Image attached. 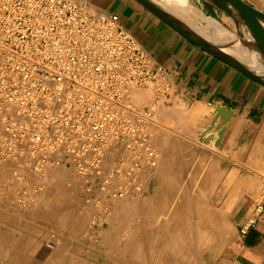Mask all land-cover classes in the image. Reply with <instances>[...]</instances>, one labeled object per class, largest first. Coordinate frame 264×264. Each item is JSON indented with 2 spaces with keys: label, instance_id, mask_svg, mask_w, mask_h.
I'll return each mask as SVG.
<instances>
[{
  "label": "built area",
  "instance_id": "built-area-1",
  "mask_svg": "<svg viewBox=\"0 0 264 264\" xmlns=\"http://www.w3.org/2000/svg\"><path fill=\"white\" fill-rule=\"evenodd\" d=\"M150 86L154 99L136 107L133 90ZM170 90L118 15L78 0H0V160L19 182L67 166L97 209L140 192L156 155L148 123Z\"/></svg>",
  "mask_w": 264,
  "mask_h": 264
},
{
  "label": "crops",
  "instance_id": "crops-1",
  "mask_svg": "<svg viewBox=\"0 0 264 264\" xmlns=\"http://www.w3.org/2000/svg\"><path fill=\"white\" fill-rule=\"evenodd\" d=\"M78 1L118 15L171 82L168 102L149 128L156 157L142 169L144 186L114 206L127 233L140 239L147 218L167 219L183 223L186 239L196 237L190 264H264V86L190 43L136 0ZM244 1L264 12V0ZM203 5L239 33L231 18ZM153 93L144 91L139 103ZM219 109L228 117L224 124ZM206 223L230 229L228 236L214 235L219 242L207 250Z\"/></svg>",
  "mask_w": 264,
  "mask_h": 264
},
{
  "label": "rangeland",
  "instance_id": "rangeland-1",
  "mask_svg": "<svg viewBox=\"0 0 264 264\" xmlns=\"http://www.w3.org/2000/svg\"><path fill=\"white\" fill-rule=\"evenodd\" d=\"M199 6L204 7L201 3H199ZM151 89L153 88L151 87ZM154 96L155 93H153L149 102H143L144 104L140 107L149 105ZM14 168L13 164L0 160V264L14 263L15 257L10 254L14 252L16 247H20L19 249L23 253L22 256H18L19 259H22L23 264H114L113 257L108 255L114 250L107 246L106 238L111 232V225L116 220L113 213L112 220L108 222V214L111 210L116 215L115 201L111 204L114 205L112 209H110L111 207L107 209L93 207L89 202V198L92 196L88 191L89 181L81 177H74L71 171H66L63 168H55L42 177L26 174L27 177L23 183L19 182L21 180L14 178L12 174ZM57 170L60 171V174L56 175L54 171ZM52 172L55 175H50ZM53 180L56 182H53ZM60 185L70 190V202H79L77 221L79 220L80 225H75L76 219H73V217H70L71 224H68L69 227L64 223H52L50 225L46 221L47 218L36 213L40 209L44 194L50 188L53 190L60 188ZM74 189H76V193ZM21 195L24 199L22 202L19 201ZM71 204L69 203V205ZM164 221H161V223L147 221L146 227H142L141 224L142 233L151 236L157 234L160 237L161 232L165 231L162 226ZM127 226L118 223L117 230L119 232L117 235L122 236L125 234L127 236V229H125ZM178 226L184 230L182 224H178ZM152 230L157 231V233L150 234ZM229 230L223 224L219 226L218 224L206 223V250L219 242V240L213 238L214 235L218 233L222 236H228ZM184 235L186 234L184 233ZM193 242L191 239H185L184 250L187 248L192 250ZM187 244H189V247L186 246ZM48 245H52V248H49Z\"/></svg>",
  "mask_w": 264,
  "mask_h": 264
},
{
  "label": "bare ground",
  "instance_id": "bare-ground-1",
  "mask_svg": "<svg viewBox=\"0 0 264 264\" xmlns=\"http://www.w3.org/2000/svg\"><path fill=\"white\" fill-rule=\"evenodd\" d=\"M152 1L160 5L161 7H164V9H166L174 17L179 18L186 24H189L190 26L194 27L198 31L199 35L204 40L210 43H213L221 48H224L225 50L235 51L237 56L242 58L243 60L247 59L248 50H249L248 46L246 44L244 45L243 43L236 41L234 39V34L231 31H229L224 24H222L220 21H218L211 15L206 14L203 11V7L199 6V3L203 5V3L200 0H152ZM150 89L151 87H145V88H135L133 90L131 94V98L136 107L141 108L140 106H142L147 101L149 102V100L147 99V101L145 100L146 102L143 101L144 103H139L140 100H143L146 98L145 97L146 94H143L144 91L146 90L150 91ZM160 108L162 107H158L155 110L154 117L148 123V127H147L148 133H149V127H151L155 123V113ZM150 142H151L153 149L155 150L151 135H150ZM155 153H156V150H155ZM154 160L148 164L152 165L154 163ZM7 162H9L11 165L13 164L10 161H7ZM149 165H146V166H149ZM56 168H63L66 171L69 170L71 171L72 174H74V177L75 176H77L78 178L81 177L77 175L75 172H73L71 169H69L67 166L66 167L60 166ZM53 169L55 168H52L49 171ZM49 171L46 174L50 173ZM54 172L56 175L60 174L58 170ZM54 172H52V174L50 175H55L53 174ZM81 178L86 179L84 177H81ZM55 180H53V182L57 181ZM74 192L76 193V189H74ZM140 192H137V193H140ZM90 194L95 195L94 193H90ZM132 194L127 195V196H131ZM124 197L114 200L115 204L123 200ZM70 198H71L70 190L65 189L64 186L60 185V188L58 187L55 190L50 188V190H48L44 194L43 201L40 204V209H38L39 211H36V213L47 218L46 221L50 225L52 223L53 224L64 223L67 225L69 223L71 224L70 217L71 218L73 217V219L74 218L76 219L75 221L76 223L74 222L75 225L77 224L80 225L79 220L77 221V217H79L78 212H77V207H79L78 206L79 202L78 203L70 202L71 201ZM69 203H72V204L69 205ZM113 206L114 205H110L109 206L111 207L110 209H112ZM146 210L148 212V209ZM112 211L113 210H111L108 214V222L112 220V214L114 213L113 216H115L116 218L115 220L116 224H115V221L113 220L114 223L111 225L112 229H111L110 234L106 238V243L109 248L114 250L113 252H111V254H108L113 257L114 264H178V263L188 264L194 261L196 251L189 250V249L184 250L183 248L184 240L186 239L187 236L184 235L185 231L182 230L181 227L178 226V224H183V223L173 224V223L167 222L166 221L167 219H166L164 222H162V226L164 227L165 231L161 232L160 237L156 234L151 237L144 238L145 235L142 233L141 234L142 237L140 239H137V238H133V235L128 234V233H126L128 234V237L125 234L122 236L117 235V233L119 232L117 230L118 223L121 224L122 226L124 225L126 226L127 223L126 221L119 219L117 217V213L115 215V212H112ZM67 218L70 220H68ZM147 221H150L149 218H147ZM144 226L145 227L147 226L146 221L142 222V227ZM67 227H69V225ZM125 229H127V227ZM195 238H194V241H196ZM190 239H193V237ZM19 248L20 247H16V249L14 248V252L10 254L15 257L14 258L15 260L12 259L14 260L13 264H23L22 259L18 258V256L23 255L22 251Z\"/></svg>",
  "mask_w": 264,
  "mask_h": 264
},
{
  "label": "water",
  "instance_id": "water-1",
  "mask_svg": "<svg viewBox=\"0 0 264 264\" xmlns=\"http://www.w3.org/2000/svg\"><path fill=\"white\" fill-rule=\"evenodd\" d=\"M152 14L156 15L190 43L223 61L256 83L264 86V12L254 8L244 0H200L202 3L216 9L231 18L239 31L234 39L248 46V57L243 60L235 51H228L204 40L198 31L179 18L171 15L164 7L152 0H136ZM220 109L217 117L223 116ZM223 124L228 117H222ZM223 131L219 133L222 137Z\"/></svg>",
  "mask_w": 264,
  "mask_h": 264
}]
</instances>
